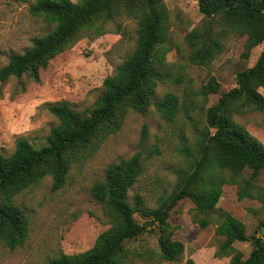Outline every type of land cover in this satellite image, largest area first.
<instances>
[{
	"label": "trees",
	"instance_id": "obj_1",
	"mask_svg": "<svg viewBox=\"0 0 264 264\" xmlns=\"http://www.w3.org/2000/svg\"><path fill=\"white\" fill-rule=\"evenodd\" d=\"M30 2L31 0H15ZM162 0H34L29 11L43 18L53 29L32 39L24 53L11 55L1 69L0 78L30 75L39 81L40 72L59 53L71 47L85 32L96 36L107 32L105 23L124 13L139 19L134 50L104 79V91L89 112L73 109L67 102L50 105L59 119L47 137V144L35 147L28 139L17 141L8 156L0 155V239L10 248L23 246L29 234V215L15 203V197L46 176L53 179V189L64 186L72 165L93 155L101 144L122 127L132 112L147 113L152 104L166 119L174 121L181 110L179 96L168 92L152 102L160 83L171 80L166 56L171 47L166 42ZM204 16L203 29L187 35L191 60L209 64L223 49L222 39L229 35L246 36L244 58L264 43V0H196ZM264 49L256 63L237 74V86L224 92L207 110V126L199 133L198 157L191 170L180 176L174 191L158 199L149 208L142 195L130 190L138 182L144 157L135 153L108 165L103 179L96 181L92 196L105 208L110 219L108 229L98 235L89 249L76 254H60L47 264H128L132 260H152L147 251L132 249L129 243L145 232L158 235L159 251H152L166 261H179L185 245L173 237L171 211L185 198L195 204L202 227L209 226L223 194L225 184L239 186L238 197H255L264 192L254 181L264 171V143L258 140L234 113L242 107L264 109ZM214 76L204 93L217 92ZM213 129V131H212ZM147 137L142 132L141 143ZM251 169L249 178L244 171ZM264 202V193L261 194ZM145 219L139 221L137 215ZM216 257L230 256L229 264H264V220L259 235H247L246 225L227 210L216 219ZM252 243L249 256L235 247L236 242ZM188 264H195L192 259Z\"/></svg>",
	"mask_w": 264,
	"mask_h": 264
},
{
	"label": "rangeland",
	"instance_id": "obj_2",
	"mask_svg": "<svg viewBox=\"0 0 264 264\" xmlns=\"http://www.w3.org/2000/svg\"><path fill=\"white\" fill-rule=\"evenodd\" d=\"M30 2L0 0V71L11 55L24 53L35 36L50 32L53 27L29 11ZM77 1V0H72ZM166 26V42L171 51L166 56V68L171 80L160 83L152 99L154 103L168 92L179 96L181 110L174 121L164 118L155 105L148 112H130L121 129L108 137L99 149L86 159L75 162L63 187L53 189V179L46 176L15 197V203L29 215V234L23 246L10 248L0 239V264H47L60 254H76L93 246L100 233L110 226L105 208L91 194L93 184L104 178L109 164L135 153L144 157L143 172L130 190L143 196L149 208L158 205L160 197L170 195L180 182V176L191 170L198 157L199 133L207 126V110L220 96L237 86L239 71L252 67L264 43L252 49L244 58L246 36L229 35L222 39L223 49L209 64L191 60L187 35L203 29L204 16L196 0H162ZM139 19L124 13L105 23L107 32L96 36L85 32L71 47L56 55L41 70L39 81L30 75L0 78V155L8 156L17 141L28 139L35 147L47 144L51 129L59 119L50 105L67 102L73 109L89 112L104 91V79L134 50ZM214 76L217 92L205 95V86ZM264 94V88L261 89ZM237 122L264 143V109L242 107L234 113ZM147 137L141 143L142 132ZM213 131V129H212ZM252 170L246 169L249 178ZM254 183L264 188V171ZM239 186L225 184L223 194L213 214L214 221L202 227L195 204L188 198L171 211L169 221L173 237L185 245L179 261H166L152 251H159L158 235L145 232L129 243L132 249L147 251L152 260H132L128 264H229L230 256L216 257V219L227 210L246 225L247 235H259L264 220L261 192L255 197L239 199ZM139 221L145 218L137 215ZM235 247L249 256L250 241L236 242Z\"/></svg>",
	"mask_w": 264,
	"mask_h": 264
}]
</instances>
